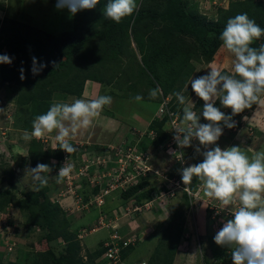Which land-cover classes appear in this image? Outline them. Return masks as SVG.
Returning <instances> with one entry per match:
<instances>
[{"label":"rangeland","instance_id":"obj_1","mask_svg":"<svg viewBox=\"0 0 264 264\" xmlns=\"http://www.w3.org/2000/svg\"><path fill=\"white\" fill-rule=\"evenodd\" d=\"M241 1L181 0L188 14L199 15L207 25L189 24L191 28L187 32H171L169 22L162 17L165 5L160 0H137L138 9L150 5L160 15L149 27H143L145 33L141 29L132 30L134 16L123 19L129 26L120 36L119 46L109 38L102 46L97 37L92 42L89 39L86 45H81L83 51L80 53L84 57L71 58L69 65L60 70H53L49 62L51 71L46 74L45 86L39 81L32 89L25 88L21 81L4 82L0 76V264H46L44 252L48 249L50 264H233L231 252L234 249L214 242V236L227 220L233 218L232 214L224 213L219 201L206 197L202 183L195 177L188 185L187 198L182 191L187 185L180 182L177 186L174 180L184 167L202 162L201 153L206 149L196 139L191 146L181 148L173 137L174 128L183 126L184 107L175 93L184 95L187 103L194 102L193 111L201 115L200 122L208 123L202 115L204 102L192 91L191 80L207 74L210 67L234 74L235 57L223 43L214 51L213 58L205 62L203 48L206 41L199 42L198 39L202 34H210L208 28L218 18L228 20L241 14L243 10L235 5ZM56 2L0 0V55L10 56L7 47L1 45L7 39L2 33L6 18L29 30L31 46L27 50L31 47L51 49L58 38L85 37L92 32L95 35L97 30L105 31L111 21L103 15L107 0H100L95 9L82 10L74 16L67 8L57 9ZM261 4L264 5V0L253 1L249 18L253 19V9L261 11ZM144 20L150 21L149 18ZM148 35L160 37L164 44L169 41L168 37L174 40L181 36L199 53L198 58L190 55V64L181 67V76L165 97L158 86L157 97L151 98L149 93L153 88L139 79V47L147 43ZM258 43L264 44V36ZM62 61H67V57L63 56ZM32 67L33 62L24 74L26 79L36 76L31 72ZM135 83L137 86L133 89ZM104 95L111 96L112 103L104 107L91 127L78 130L71 140L77 151L71 156L63 150L61 158L54 155L59 149L55 132L39 140L23 139L26 132L31 133L34 118L46 113L53 103L70 104L75 99L91 100ZM136 95L143 99L137 102ZM162 104L166 111L159 115ZM214 106L231 114V109L223 107L219 100ZM232 119L236 126L231 129L224 126L217 144L222 149L240 146L249 157L264 151V106L254 104ZM155 121L157 128L149 130V125ZM93 146L97 148L93 149ZM198 146L201 153L195 150ZM38 163L49 164L52 168L47 186L39 191L30 172ZM63 165H70L72 172L58 184L56 174ZM123 169L125 173H135V178L126 185L115 187L116 178L124 174ZM147 169L156 174L149 182L156 187L157 193L152 192L151 199L144 196L146 193L142 194V190L147 192L149 188L146 185L137 192L139 198L133 196L122 200L120 193L135 179L144 176L137 175ZM163 186L166 190L161 189ZM169 189L173 195L165 194ZM28 191L36 192L40 200L48 199L58 205L62 212L58 211L55 220L61 222L65 218V224L71 230L70 239L58 237L46 241L50 229L36 225L31 219V211L19 206ZM101 194V204H95ZM238 206L237 201L230 207L235 211ZM107 224H113L117 233L113 227H106ZM93 227L97 229L91 230ZM113 233L118 234V239L113 242L122 250L119 259L110 258L99 245L112 240ZM132 240L136 241L132 243ZM71 244L76 246L74 254Z\"/></svg>","mask_w":264,"mask_h":264},{"label":"clouds","instance_id":"obj_2","mask_svg":"<svg viewBox=\"0 0 264 264\" xmlns=\"http://www.w3.org/2000/svg\"><path fill=\"white\" fill-rule=\"evenodd\" d=\"M99 3L100 0H57L55 6L57 9L67 8L74 16L79 11L95 9ZM137 9V0H107L103 15L119 24ZM262 36L264 28L249 18L247 13L237 14L227 20L219 38L235 57L234 74L210 67L207 74L191 80L192 91L204 102L202 115L208 123L200 122L201 115L193 111L194 102L187 103L184 95L175 93L184 107L183 126L174 128V140L183 148L191 146L193 139H196L206 150L201 153V148L196 147V152L203 155V161L184 167L181 175L174 180L177 186L180 182L187 185L182 187V191L187 193L188 185L195 177L202 183L205 196L219 201L221 210L232 214L233 218L227 220L214 236V242L219 246L234 249L231 252L233 264H264V151L255 152L249 157L240 146L222 149L217 141L223 134L224 126L229 129L236 126L233 116L244 112L245 109H251L254 104L264 106V99H261L264 96V44L259 48L252 46ZM32 61L33 75H38L47 66L41 63L37 67L36 57H33ZM0 63L11 64L12 58L7 54L0 55ZM20 73V79H26L23 68ZM158 93L159 89L156 88L150 90L149 95L156 98ZM134 99L140 102L143 97L136 95ZM217 100L223 107L231 109L230 115L214 106ZM111 103L112 97L108 95L91 100L75 99L70 104L55 102L46 113L34 118L31 133L26 132L23 139L39 140L46 134L55 132L57 148L71 156L77 151L71 140L78 130L91 127L104 107ZM158 111L159 115L166 111L165 104L159 106ZM212 145L216 146L210 147ZM51 171L52 168L46 163H38L30 169L33 181L37 182V191L47 186L48 174ZM71 172L70 165L60 167L56 174V183H62ZM147 172L152 170H141L137 176L146 175ZM165 194L173 195V191L169 189ZM237 201L239 206L232 211L230 206L235 205ZM95 204L100 205L101 202L97 201ZM113 224H107L106 227H113L112 230L117 233L118 230ZM95 229L97 227L91 228Z\"/></svg>","mask_w":264,"mask_h":264},{"label":"trees","instance_id":"obj_3","mask_svg":"<svg viewBox=\"0 0 264 264\" xmlns=\"http://www.w3.org/2000/svg\"><path fill=\"white\" fill-rule=\"evenodd\" d=\"M253 1L254 0H243L240 3H236L235 5H239L241 7L239 9L243 10L242 13H247L248 15L251 11ZM160 3L165 5L162 17L163 19H167L169 22L171 32L172 30L187 32L191 28L189 24L207 25L206 22L204 23V21H202V18L199 15L188 14L184 10L181 0H160ZM157 8L160 9L161 6ZM254 10L255 9H253V19L258 25H260L261 28H264V5L261 4V11ZM231 14H233V12H231ZM133 16L134 18L131 27L132 30L141 29L143 33H145V29L143 27H149V25L152 23L151 21H156V19L160 17L157 10H152L150 5H142V7H140L136 13H134V15L126 18H132ZM145 18H149L150 21L144 22ZM124 22L122 20L121 23L117 24L111 20L105 31L97 30L95 35L92 32L85 37L70 36L67 38L63 37L55 39L54 45L50 46L51 49L47 47L38 50L35 47H31L30 50H27V48L31 46L29 30L24 28V26L19 22L6 18V26H2V33L7 36V39H5L3 41L4 43L1 45H5L7 47L10 54L9 57L12 58V63H1V80L4 82L21 81L25 88L29 87L31 89L33 86L38 85L39 81L40 84L42 83V85L45 86V81L47 80L46 74L50 73L51 71L50 63L53 70H60L64 65H69V60L71 58L84 57L80 53L83 51L81 45H86L89 42V39L92 42L94 37H97L102 41L99 42V44H101L100 46H102L103 43L107 42L109 38L113 40L117 46H119L120 36L125 34V30H127L129 26L128 22ZM226 23L227 20L218 18L215 22L210 24L211 26L208 28L210 30V34H202V36H200L198 39L199 42L206 41L203 48L205 62H209L213 58L214 51H216V49L222 45L223 42L219 37L226 26ZM178 37V39L175 38L174 40L168 37L169 41L164 44L163 42H160V37L148 35L147 43L145 44L146 47L143 43L140 44L141 46L139 47L141 52L139 70L141 78L139 79L142 80V82L145 83L149 88L152 87L153 89H156L158 86H160L162 88L163 97L169 95L172 92L174 84L181 76V67H183L185 63L190 64V55H193L197 58L199 57V53L197 52L196 48H194L192 45L189 46V43L186 40H183L181 36ZM260 45L261 44L258 43V40L253 43V47L256 48H259ZM36 50L38 51L35 52ZM63 56L67 57V61H62ZM33 57L37 58V63L39 65L43 63L47 66L44 67V70L41 73L36 75L31 80H20V69L23 68L25 74L28 71L29 65L33 62ZM136 86L137 83L133 84V89ZM156 124V121L152 122L148 129H156ZM92 148L95 149L97 146H93ZM55 153L56 154L54 155H56L57 158L62 157V151L60 149H57ZM146 174V176H141L139 180L136 179L135 182L131 183L130 186L127 187L126 190H123L120 193L122 200H126L129 197L132 198L133 196L139 198V194H137V192L145 189L146 185H149V188L147 192H145L146 190H142V194L146 193L144 196L147 195L149 199H151V193H157L156 187L149 182V180H154V176H156V174H153L152 172H147ZM161 189L166 190L164 186L161 187ZM158 192H160V190H158ZM24 195V198L19 202V206L22 208H28L31 211V219L36 225L39 224L50 229L51 232H48L46 236L47 242L56 240L58 237L70 239L69 237H71V230L68 227L69 225L65 224V218L61 222L57 218L55 220L56 215L58 216L59 214L58 211H61L58 205L50 203L48 199L40 200L38 194L34 191H28L27 193H24ZM184 195L185 198L188 197L186 192H184ZM117 203L119 204V198ZM104 243L105 241L103 243H99V245L102 249L104 248L105 251L106 248L104 247ZM71 247V253H76V246L71 244ZM120 251L122 255V250ZM44 253H46L45 263L50 264V262L47 261L50 250L48 249Z\"/></svg>","mask_w":264,"mask_h":264},{"label":"built area","instance_id":"obj_4","mask_svg":"<svg viewBox=\"0 0 264 264\" xmlns=\"http://www.w3.org/2000/svg\"><path fill=\"white\" fill-rule=\"evenodd\" d=\"M174 124V123H173ZM144 171V170H143ZM123 172H124V169H123ZM123 174V173H122ZM135 175L134 174H126V173H124L123 174V176H119V177H117L116 178V180H115V184H114V186L115 187H120V186H123L124 184H126L128 181H130L131 179H133V177H134ZM105 192V194H106V192L108 193V191L107 190H105L104 191ZM103 192V193H104ZM100 197H102V194L99 196H97V199H98V203H100L101 201H100ZM111 238H112V240H110V241H108V242H105V247H106V251H105V254L106 255H108L110 258H112V259H116V258H118L119 259V257H120V247L118 246V244L117 243H114L113 241L115 240V239H118V234H116V233H113L112 235H111ZM133 241H135V240H132V243H133ZM122 242H124L125 243V241L123 240ZM111 243H112V245H111Z\"/></svg>","mask_w":264,"mask_h":264},{"label":"crops","instance_id":"obj_5","mask_svg":"<svg viewBox=\"0 0 264 264\" xmlns=\"http://www.w3.org/2000/svg\"><path fill=\"white\" fill-rule=\"evenodd\" d=\"M159 211H160V210H159ZM157 214H158V210H156V212H155V216H156ZM155 220H156V222L158 223V219L156 218ZM159 222H161V221H159ZM131 230L134 231V228H131ZM135 231H136V230H135ZM135 231H134V232H135ZM148 231H151V230H148ZM139 262H141V261H139Z\"/></svg>","mask_w":264,"mask_h":264}]
</instances>
